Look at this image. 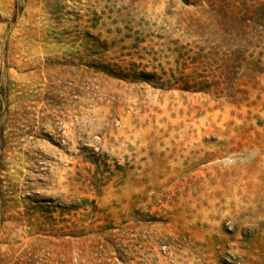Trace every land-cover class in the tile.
<instances>
[{"label": "rangeland", "instance_id": "1", "mask_svg": "<svg viewBox=\"0 0 264 264\" xmlns=\"http://www.w3.org/2000/svg\"><path fill=\"white\" fill-rule=\"evenodd\" d=\"M0 264H264V0H0Z\"/></svg>", "mask_w": 264, "mask_h": 264}]
</instances>
